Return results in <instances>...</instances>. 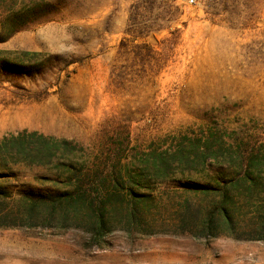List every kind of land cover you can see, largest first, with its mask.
<instances>
[{"label": "rangeland", "instance_id": "obj_1", "mask_svg": "<svg viewBox=\"0 0 264 264\" xmlns=\"http://www.w3.org/2000/svg\"><path fill=\"white\" fill-rule=\"evenodd\" d=\"M48 1L0 42L40 52L47 68L0 80V139L12 150L34 131L75 148L50 145L52 163L22 167L25 180L102 147L148 170L163 153L173 177L199 182L262 157L264 0ZM177 184L165 187L169 205ZM100 241L78 228H0V264H264V240L114 230Z\"/></svg>", "mask_w": 264, "mask_h": 264}, {"label": "trees", "instance_id": "obj_2", "mask_svg": "<svg viewBox=\"0 0 264 264\" xmlns=\"http://www.w3.org/2000/svg\"><path fill=\"white\" fill-rule=\"evenodd\" d=\"M51 7L48 0H0L1 13L8 11L0 19V42ZM39 55L0 50V80L43 74L44 60H34ZM6 141L0 139V228H78L95 244L114 230L128 235L168 232L264 240V154L248 156L231 176L220 172L199 182L173 177L172 162L163 153L154 170H148L124 161L118 152L105 153L102 147L82 160L58 157L62 166L52 174L27 181L22 167L49 166L56 155L50 145H75L34 131L13 136L12 150L2 147ZM110 158L114 164L109 165ZM170 181L178 183L173 190L179 198L171 205L163 198L169 194L165 187Z\"/></svg>", "mask_w": 264, "mask_h": 264}]
</instances>
